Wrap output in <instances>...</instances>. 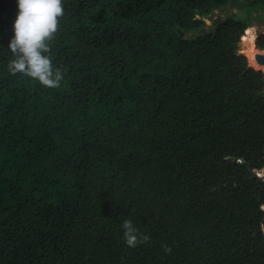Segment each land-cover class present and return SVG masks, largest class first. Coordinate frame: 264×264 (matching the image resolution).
Here are the masks:
<instances>
[{
	"label": "trees",
	"instance_id": "16d2710c",
	"mask_svg": "<svg viewBox=\"0 0 264 264\" xmlns=\"http://www.w3.org/2000/svg\"><path fill=\"white\" fill-rule=\"evenodd\" d=\"M228 3L243 15L198 33ZM62 6L51 89L10 74L17 0H0V264H264L252 29L237 52L264 0ZM125 219L149 242L127 247Z\"/></svg>",
	"mask_w": 264,
	"mask_h": 264
},
{
	"label": "clouds",
	"instance_id": "9594fccd",
	"mask_svg": "<svg viewBox=\"0 0 264 264\" xmlns=\"http://www.w3.org/2000/svg\"><path fill=\"white\" fill-rule=\"evenodd\" d=\"M17 8L13 37L8 44L14 57L8 64L10 74L20 73L46 88H59L64 80V69L53 63L49 45L64 15L62 0H17ZM121 227L124 243L129 248L150 240L131 219H125ZM162 247L166 253L171 252L167 245Z\"/></svg>",
	"mask_w": 264,
	"mask_h": 264
},
{
	"label": "water",
	"instance_id": "95a60500",
	"mask_svg": "<svg viewBox=\"0 0 264 264\" xmlns=\"http://www.w3.org/2000/svg\"><path fill=\"white\" fill-rule=\"evenodd\" d=\"M228 9H234L236 11V15L237 16H242L243 13L241 12V10L239 9V3H235V5H233L232 3H228ZM224 10V7H218L215 10L210 11L207 16L211 17L215 14V12H222ZM252 13V12H251ZM228 15L227 11H224L223 14L221 16H215L213 23L214 22H218L220 19H224L226 16ZM205 28L204 27H200L198 29V33H202L204 32ZM214 30V29H213ZM181 34V33H180ZM258 52H255L253 54L254 60L258 63V64H264V52L257 49ZM251 177H260L263 176L264 177V172L262 175H259L256 173V171L254 170L253 173L250 175Z\"/></svg>",
	"mask_w": 264,
	"mask_h": 264
},
{
	"label": "rangeland",
	"instance_id": "374dc122",
	"mask_svg": "<svg viewBox=\"0 0 264 264\" xmlns=\"http://www.w3.org/2000/svg\"><path fill=\"white\" fill-rule=\"evenodd\" d=\"M227 11L229 12V13H235V10L232 8V9H227ZM261 14V13H260ZM215 16H221V13L220 12H215V14L213 15V16H211V17H209V16H205L204 18H203V21H204V28L205 29H207V28H209V27H211L212 26V20H214V18H215ZM256 18V20H261L262 18L264 19V17H262L261 15L260 16H256L255 17ZM253 26H254V28H255V35H256V33H258L259 31H261V27H264V22H262L260 25H255V24H252ZM253 31V30H252ZM253 31V32H254ZM263 31H264V29H263ZM252 45L254 46V44L252 43ZM241 49H243V46H241L240 44H239V42H238V50H237V52L238 53H241ZM242 54V53H241ZM246 58V57H245ZM246 61H247V58H246ZM246 64H247V66H249L248 65V62H246ZM252 68V67H251ZM256 70V69H255ZM258 70V69H257ZM261 71V70H260ZM261 73H262V75H263V79H264V73L261 71ZM253 169H251L249 172H250V174H248V176L250 177V175L253 173ZM263 172L264 171H262L261 173H260V175H262L263 174Z\"/></svg>",
	"mask_w": 264,
	"mask_h": 264
},
{
	"label": "flooded vegetation",
	"instance_id": "af4514ba",
	"mask_svg": "<svg viewBox=\"0 0 264 264\" xmlns=\"http://www.w3.org/2000/svg\"><path fill=\"white\" fill-rule=\"evenodd\" d=\"M222 7H224V10L222 11V12H220L221 13V15L223 14V12L224 11H227V9H228V6H222ZM228 12V11H227ZM236 12V11H235ZM229 13V12H228ZM250 14L254 17V13L252 12H250ZM261 16L262 17H264V15L263 14H261ZM262 22H264V19L262 18L261 20H256V18L254 17L253 19H252V21H251V25H249V26H247L244 30H243V33H242V36H241V38H240V40H239V44L241 45L242 44V38H243V36H245L246 35V31L247 30H255V28H254V26L252 25V24H255V25H260ZM212 25H213V20H212ZM262 29H261V31H259L258 33H256V35H255V37H254V40H253V44H254V41H255V38L258 36V35H260V34H262V33H264V31H263V29H264V27H261ZM254 33H255V31H254ZM254 48H255V50L257 51V49H259V48H256L255 47V44H254ZM259 50H261V51H263L264 52V50L263 49H259Z\"/></svg>",
	"mask_w": 264,
	"mask_h": 264
},
{
	"label": "bare ground",
	"instance_id": "6f19581e",
	"mask_svg": "<svg viewBox=\"0 0 264 264\" xmlns=\"http://www.w3.org/2000/svg\"><path fill=\"white\" fill-rule=\"evenodd\" d=\"M251 32H253V31H251ZM251 34V33H250ZM254 35H255V33H254ZM250 36V35H249ZM252 47H254L253 45H252ZM241 53H243V50L241 49ZM247 62V61H246ZM256 62V61H255ZM257 63V62H256ZM258 64V63H257ZM258 65H260V66H264V64H258ZM257 174H259L260 175V173H258V172H256Z\"/></svg>",
	"mask_w": 264,
	"mask_h": 264
}]
</instances>
